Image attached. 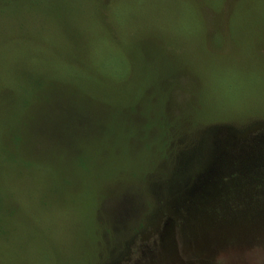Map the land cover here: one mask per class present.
Here are the masks:
<instances>
[{
	"label": "rangeland",
	"instance_id": "obj_1",
	"mask_svg": "<svg viewBox=\"0 0 264 264\" xmlns=\"http://www.w3.org/2000/svg\"><path fill=\"white\" fill-rule=\"evenodd\" d=\"M0 264H264V0H0Z\"/></svg>",
	"mask_w": 264,
	"mask_h": 264
}]
</instances>
